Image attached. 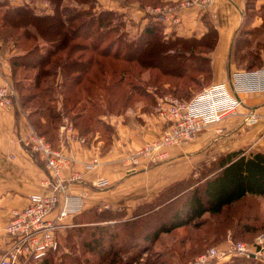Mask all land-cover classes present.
<instances>
[{"label":"trees","instance_id":"16d2710c","mask_svg":"<svg viewBox=\"0 0 264 264\" xmlns=\"http://www.w3.org/2000/svg\"><path fill=\"white\" fill-rule=\"evenodd\" d=\"M49 1L53 11L48 12L37 11L30 2L15 4L10 0H0V6H4V8L0 7V39L6 43L11 41L15 48L21 39L27 42L40 36L45 40L42 44L37 42L30 48L22 49V53L12 55V82L17 93V84L22 88L33 89L31 93H18L19 103L28 110L34 130L47 136L54 147L58 146L61 113L65 108L64 102L66 104L73 97L74 105L81 103L84 97L87 103L95 100L94 105L100 104L93 93L99 91L101 96L99 100L106 101L114 92L110 93V87L119 88L127 84L129 90L126 93L128 94L121 106L118 107L117 98L107 101L106 104H101V106H105V109L100 108L101 112L97 115L96 121H104L100 117L101 114L108 111L124 112L130 103L137 99L143 98L148 101L149 105L155 107L157 99L162 96L160 94H165L168 91L169 93L183 92L186 95L184 99L189 100L200 91L187 96L191 91L190 83L198 84L202 77L210 76L212 78L210 51L217 43L218 31L210 20L206 21L207 30L203 34L185 36L176 33L166 34L162 20L159 17L150 16L141 31L134 36L125 27L128 20L123 13L117 10L102 8L96 14L87 13L86 17H81L84 12L75 9L73 7L75 5L63 4V0ZM75 1L92 7L98 4V0ZM252 8L253 0H247L245 20L234 36L233 44V54L239 68L246 70L257 69L264 65L262 57L264 42L259 38L257 41L254 40V36L258 37L257 33L263 32L264 26L257 29L247 25L250 18L248 15L253 12ZM116 15H120L121 18L112 21ZM113 34L116 35L112 37ZM13 35L16 38H13ZM77 38H83L89 42L73 41ZM65 49L67 52L63 55L61 51ZM78 49L94 53L85 59L82 55L75 57L74 52ZM119 61L121 64L117 63ZM131 64L146 70L157 71L155 83L148 84V86H152L151 89L145 85L143 88L142 85L140 86L141 80L145 79L143 69L133 72L136 66ZM109 65L112 66L111 69ZM18 67H22L27 73L21 79L16 78ZM29 70H32L33 73L29 74ZM53 75H60L62 78L51 83L46 78ZM149 75L150 78L151 74L149 73ZM162 78L166 79L160 83ZM84 82H87L86 86H83ZM157 84L164 86V91H160ZM79 85L83 86L84 95L70 93L76 90ZM123 93H125L124 90ZM110 104L111 106H109ZM64 111H66L65 113L69 112L66 108ZM84 116L90 120L94 116L89 114L87 105H83L82 109L71 117L73 125L78 127L77 119ZM84 121L80 124L79 133L81 135L90 131V126ZM105 124L112 129L108 123L105 122ZM208 168L209 170L204 171L200 177L203 182L202 188L196 184H189L193 185L194 189L192 194L184 199L183 205L185 206L176 209L170 220L164 219L156 224L151 233L145 234L146 238L154 240L160 232H169L174 228L188 224L205 212L221 213L225 208L248 195L264 196V149L247 151L245 147H240L230 150L218 155L211 161ZM187 177L166 185L153 199L142 202L133 210L152 208V206L162 207L159 197L166 198L169 194L170 198L172 190L176 186L186 183ZM85 210L97 213V207L83 209L73 215V223L75 218ZM106 211L107 209L99 212V215ZM149 211H151L150 208ZM143 212L147 211L135 212L133 217H142L145 214ZM129 222L132 221L92 222V224L79 225L76 227L77 232H72L65 238L68 241L67 246L75 248V245L79 243V248H83L85 252L97 254V262L94 264H100L107 260L115 262L117 254L125 249L121 246L115 247V244L120 240L119 226ZM73 223L66 228L65 233L59 234V245L55 250L48 252L40 259L31 260L28 264H93L90 263L91 260L88 257L82 258L79 249H74L77 251L60 250L61 237L70 229L75 228L76 224ZM76 235H79L80 240L79 238L74 239ZM133 241L138 242L135 239ZM232 258L242 257L232 256L218 264L224 262L234 264L235 261L232 262ZM255 260L256 264H264V261Z\"/></svg>","mask_w":264,"mask_h":264},{"label":"crops","instance_id":"0c3cea01","mask_svg":"<svg viewBox=\"0 0 264 264\" xmlns=\"http://www.w3.org/2000/svg\"><path fill=\"white\" fill-rule=\"evenodd\" d=\"M10 1L15 4L30 2ZM179 1L98 0V5L123 13L141 31L150 16L158 17V7L172 6ZM192 1V4L168 13V17L162 20L164 32L199 36L207 30V20L214 24L218 40L210 51L212 83L222 82L229 93L240 98L236 113L220 121L209 122L191 140L169 146L165 161L148 164L147 160H143L135 170L128 169L127 155L160 135L164 124L155 108L145 100L135 101L124 112L108 111L101 114L100 117L112 127L111 134L105 139L99 135L91 141H87L86 137L82 141L75 128L60 126L57 147L74 158L71 165L61 169V178L68 184V192L86 194L84 209L96 208L102 203L113 208L123 206L131 209L151 200L166 185L186 177L205 160L240 147H245L247 151L264 149V90L228 89L231 87V75V79L238 81L239 87H242L254 73L235 75L236 71L242 69L233 54L234 36L244 23L247 0ZM31 5L34 8L37 6L36 3ZM252 9L247 25L259 29L264 26V0H253ZM174 14L179 16V20L173 19ZM257 35L264 42V29ZM20 53L22 50L15 48L12 43L0 39V81H12L11 57ZM249 110L257 113V120L247 124L243 119ZM33 132L26 108L20 103L18 107L0 103V256L6 247L4 228L13 211L27 206L32 193H49L52 190V186L45 183L50 179V169L39 153L27 143ZM94 158L98 162L88 166ZM73 171L80 177L73 178ZM100 177L109 178L111 184L95 186L94 181ZM65 220L73 223V216Z\"/></svg>","mask_w":264,"mask_h":264},{"label":"built area","instance_id":"2783aa9c","mask_svg":"<svg viewBox=\"0 0 264 264\" xmlns=\"http://www.w3.org/2000/svg\"><path fill=\"white\" fill-rule=\"evenodd\" d=\"M192 2V0H181L172 6L158 7V17L164 20L170 11H176ZM173 19L177 21L179 16L174 14ZM243 72L254 73L242 87H239L238 81L231 79V75V87L228 88L230 91H239L240 88L252 91L264 90V65L253 70L236 71V77ZM0 103L10 107L19 105L18 93L9 81H0ZM239 103L240 98L229 93L222 82L210 83L189 100L170 94L160 96L156 109L160 118H163L167 124L158 137L145 142L127 155V164L130 166L128 169H138V165L143 160H147L148 164L165 161L168 158L169 146L191 140L209 122L220 121L236 113ZM243 120L247 124L255 122L257 113L249 110L244 114ZM61 127L71 128L66 122H63ZM81 140L85 141L83 137ZM27 143L39 153L50 169V179L45 183L50 184L52 190L49 193H32L27 206L13 211L4 228L6 247L1 253L0 264H28L31 260L40 259L55 250L59 245V231L64 232L65 228L71 225L65 218L84 209L86 194L68 192L66 190L68 184L61 178V169L71 165L74 158L54 147L44 135L35 130ZM97 162V158H94L88 166H93ZM72 175L73 178L80 177L74 171ZM110 184L111 181L107 177H100L94 181L97 187ZM107 206L108 204H105L103 207ZM232 256L264 261V233L260 234L256 243L229 239L221 245H211L198 253L188 264H218Z\"/></svg>","mask_w":264,"mask_h":264},{"label":"rangeland","instance_id":"374dc122","mask_svg":"<svg viewBox=\"0 0 264 264\" xmlns=\"http://www.w3.org/2000/svg\"><path fill=\"white\" fill-rule=\"evenodd\" d=\"M31 3H36V10L37 11H53L51 9L50 1L49 0H29ZM70 4L75 5L73 6L77 10H82L84 14L81 15V17L88 15L87 13L96 14L102 9L100 5H96L95 7L89 6L88 4H79L75 0H63V4ZM84 6V7H83ZM1 8H4V6H0ZM117 18H121V16L116 15L114 18H112V21H117ZM129 20V19H127ZM126 28L130 31L129 33L131 35H137L139 33L138 26L135 25L132 22H126L125 25ZM113 34L112 37H114ZM13 38H16L15 35H13ZM111 37V38H112ZM250 37V36H249ZM253 37V36H251ZM258 39V37L254 36V40ZM75 42L83 43L84 41L89 42V40H85L83 38H77L76 40H73ZM44 43L45 40L41 38L40 36L38 38H33L27 42H24L23 39H21L17 45L18 50L27 49L32 47L35 43ZM10 43H12L10 41ZM13 44V43H12ZM23 51V50H22ZM253 51L255 49L253 48ZM67 52V49L62 50L61 53L65 55ZM84 53V54H82ZM90 51H83L81 49H78L74 52L75 57H79L82 55V57L85 59L89 57L90 55H93ZM111 60V59H110ZM245 62V61H244ZM243 62V63H244ZM120 63L121 62H117ZM124 64V62H122ZM133 65V64H131ZM244 65V64H242ZM110 69L112 68L111 65H109ZM134 66V65H133ZM136 66V65H135ZM134 66V67H135ZM143 69L144 78L141 80L140 86L143 88L144 85L147 88H152V86H148V84H154V79L157 76L156 70H146L145 68H140L139 66H136V68L133 69V72H137V70ZM32 70H29V74H32ZM149 73L151 74V77L149 78ZM26 71L22 67H18V72L16 75L17 79H21L22 77L26 76ZM62 78L60 75H53L51 77H47L46 79L49 80L51 83L54 82L56 79ZM116 79V77H115ZM166 78H162L160 83L164 81ZM13 81V79H12ZM11 83L13 84V82ZM212 83V78L210 76L208 77H202L199 80L198 84L190 83L189 86L191 88L190 94L187 96H190L194 92L201 90L204 86H207L208 84ZM87 82H84L83 86H86ZM160 91H164V86H160V84H157ZM16 86V85H15ZM82 85H79L76 90L71 91L70 93H80L81 95H84V91L82 89ZM139 86V87H140ZM18 93H31L33 89L31 88H22L20 86H16ZM94 89V88H92ZM110 93L113 92L112 95L108 100L101 101L99 100L101 98L99 91L97 93H93L95 97L97 98V102H100V104H95L96 102L91 101L90 103H87L84 100L81 101V103H77L74 105V97L69 99L66 104L64 102L65 108L69 111L68 113H65V108H63V112L61 113V123L66 122L68 127L75 128L78 133L80 132V124L81 122L85 121L87 125H89L90 131L87 132L85 135H81V138L83 137L87 141H91L94 137L102 135L105 139L107 135L111 134L112 129H110L109 126L105 124L104 121L98 120L97 115L100 114V108L105 109V106H101V104H106L107 101H112L114 98L118 99L119 106L123 103V100L125 101V97L127 96L129 87L127 84H124V86L119 88H113L110 87ZM169 89V87H168ZM172 89V87H171ZM123 90L125 93H123ZM94 91V90H93ZM165 94L173 95L177 98L184 99L186 98V95L183 92L179 93H169V91ZM160 94V95H165ZM94 97V96H93ZM112 99V100H111ZM159 99V98H158ZM155 105V112L159 115L156 106ZM142 100H144L142 98ZM137 101H140V99H137ZM146 101V100H145ZM148 102V101H146ZM61 109H62V101H61ZM135 104V101L130 103L129 106ZM83 105H87V109L89 114L94 115L93 119L90 120L86 116L81 117L80 119H77L78 127L73 125L71 117H73L75 112H78L82 109ZM111 106V104L109 105ZM113 106V105H112ZM160 117V116H159ZM163 119V118H162ZM164 124L163 128L166 126V121L163 119ZM61 126V125H60ZM82 129V127H81ZM161 130V132H162ZM49 135V134H47ZM159 136V135H158ZM157 136V137H158ZM47 139V136H45ZM48 140V139H47ZM49 141V140H48ZM147 142V141H146ZM52 144V142L50 141ZM145 143V142H144ZM143 143V144H144ZM53 145V144H52ZM217 157V156H216ZM216 158H212L209 160H205L201 163H199L197 166H195L191 172L187 175L188 179H186V183H182L179 186H176L172 190V195L169 198V194L165 197H159L161 202V206L159 208H155V206L146 207L143 209H139L134 211L133 208L127 209L126 207L120 206L117 208H113L111 205H108L107 207H103L107 203H102L99 206H97V213L85 210L81 215L77 218H75V228L70 229L67 231V233L61 237V245L60 250H73L79 249L80 254L82 258L88 257L91 261L90 263H96L97 254H92L89 251L85 252L83 248H79L80 245L77 243L75 245V248L68 247L67 246V236H69L72 232H77L76 227H79V225H85V224H92L94 223H106V222H125L126 220L132 221L125 224H121L122 226H119V242L115 244V247H123L125 249H122L120 253L117 254L116 261L114 260L110 261H102L100 264H188L190 261L194 259V257L205 250L207 247L211 245H221L228 241L229 239L233 240H244L247 243H256L261 233H264V196H252L248 195L239 201L235 202L234 204L228 206L224 209L221 213L218 214H212L210 212H205L203 215H201L199 218H194L190 223L182 225L180 227L174 228L173 230L169 232H160L159 236L151 240L150 238H146L145 234L151 233V230L154 228L156 224H159L164 219H171V216L173 213H175L176 209L183 207L184 199L189 197L192 194L193 185L189 184H196L200 186L199 188H202V180L200 179L201 175L204 174V171L207 172L209 170L208 165L211 164V161ZM206 164H203L205 163ZM199 183V184H197ZM157 195V194H156ZM154 198V197H153ZM152 198V199H153ZM102 207V208H100ZM136 207V206H135ZM149 208L151 211H149ZM107 211L99 215V212H102L103 210ZM146 210L142 217L134 218L133 213H137L140 211ZM111 217V218H109ZM106 218V219H104ZM73 223V224H74ZM66 231V228H65ZM63 230H60L59 234L65 233ZM87 231V230H86ZM148 231V232H146ZM66 236V237H65ZM81 236V235H80ZM145 237V238H144ZM149 237V236H147ZM80 240L79 235L75 236V240ZM133 239L137 240L138 242L133 241ZM74 242V241H73ZM129 242V243H128ZM109 244V243H106ZM60 253V252H59ZM58 255V253H57ZM232 262L234 264H246V263H253L256 264L257 261L246 259V258H232ZM237 260V261H236ZM221 264H228L226 262Z\"/></svg>","mask_w":264,"mask_h":264}]
</instances>
